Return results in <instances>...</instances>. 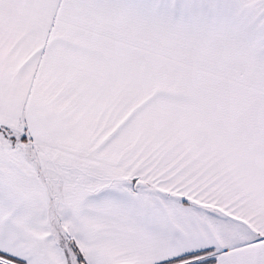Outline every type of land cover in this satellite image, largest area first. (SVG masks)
<instances>
[{"label":"snow or ice","instance_id":"snow-or-ice-1","mask_svg":"<svg viewBox=\"0 0 264 264\" xmlns=\"http://www.w3.org/2000/svg\"><path fill=\"white\" fill-rule=\"evenodd\" d=\"M0 264H264V0H0Z\"/></svg>","mask_w":264,"mask_h":264}]
</instances>
